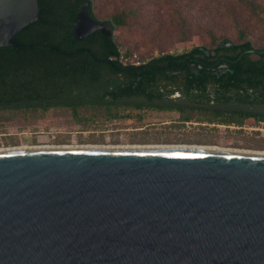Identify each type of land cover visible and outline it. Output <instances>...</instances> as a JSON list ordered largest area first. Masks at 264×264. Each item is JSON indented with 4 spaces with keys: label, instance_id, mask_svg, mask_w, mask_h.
<instances>
[{
    "label": "water",
    "instance_id": "water-1",
    "mask_svg": "<svg viewBox=\"0 0 264 264\" xmlns=\"http://www.w3.org/2000/svg\"><path fill=\"white\" fill-rule=\"evenodd\" d=\"M88 6L73 41L110 36ZM37 14V0H0V48ZM0 264H264V155L0 151Z\"/></svg>",
    "mask_w": 264,
    "mask_h": 264
},
{
    "label": "flooded vegetation",
    "instance_id": "flooded-vegetation-1",
    "mask_svg": "<svg viewBox=\"0 0 264 264\" xmlns=\"http://www.w3.org/2000/svg\"><path fill=\"white\" fill-rule=\"evenodd\" d=\"M37 6V20L28 26L62 20L70 26L71 35L82 5L69 14L65 11L72 9V4L37 0ZM88 15L91 17L89 10ZM94 34L91 33L87 40ZM195 47H199V51L194 52ZM218 48L193 46L176 53L174 55H184L179 63L149 68L154 81L133 84L123 82V68L104 66L107 63L105 53L83 49L64 53L71 57L73 68L78 71L75 82L69 86L71 99L68 105L40 99L39 92L47 87L40 77L43 51L15 53L20 55L22 66L16 69L18 76L14 85L8 74L13 53L0 48V121L11 118L14 112L21 113L23 120L38 121L50 108H66L74 119L95 121L143 119L151 114L174 115L176 122L196 123L199 132L211 133L222 128L237 137L251 139L260 145L257 149L264 152V47L252 46L230 53L224 50L233 45L220 48L219 44ZM91 65L99 69L90 78L96 82H83L90 76L83 68H91ZM110 73L118 82H108ZM13 87L21 90L18 95L24 99L21 108L15 110ZM33 96L35 99H31Z\"/></svg>",
    "mask_w": 264,
    "mask_h": 264
},
{
    "label": "rangeland",
    "instance_id": "rangeland-1",
    "mask_svg": "<svg viewBox=\"0 0 264 264\" xmlns=\"http://www.w3.org/2000/svg\"><path fill=\"white\" fill-rule=\"evenodd\" d=\"M264 10V0H252ZM101 19L122 14L125 26L113 33L125 64L141 65L163 54L193 46L212 48L210 34L238 41V30L253 27L255 48L264 47V11L252 14L239 0H95ZM21 113L0 121V150L38 147H215L252 151L258 143L224 129L199 132L196 123L176 122L174 115L151 114L134 120H78L69 109L50 108L38 121ZM203 133V134H202ZM256 146V147H255Z\"/></svg>",
    "mask_w": 264,
    "mask_h": 264
},
{
    "label": "trees",
    "instance_id": "trees-1",
    "mask_svg": "<svg viewBox=\"0 0 264 264\" xmlns=\"http://www.w3.org/2000/svg\"><path fill=\"white\" fill-rule=\"evenodd\" d=\"M86 0H56L60 4H72V9H67L65 13H74V10L79 9L81 5L84 4ZM91 18L99 23L105 24L110 30L111 34L120 27L125 26L124 15L118 14L114 15L107 19H101L97 17L94 13V2L95 0H88ZM245 9L250 10L252 14H255L257 11L261 10L259 5L253 2L252 0H239ZM248 30H238V41L233 42L232 40L216 35L210 34L211 42L215 43V48L219 50L218 46L221 43L230 42L233 45V48L224 50L227 53L232 51L241 52L248 48H252L251 38L249 37L253 27L249 25ZM16 42L18 44L17 48L13 47H3L1 49L7 50L13 53L11 60L8 63V68H11V71L8 73L12 76L10 82L15 85L16 83V69L22 66V59L19 58L20 55H16L17 52H24L27 50H41L43 51V64L41 71V79L45 85H47L44 90H41L39 93L41 95V100L47 102H63L64 105H68L70 97V84L75 82L74 77L76 76L77 70L73 68V64L70 62L71 57L64 53H69L74 50L83 49L90 52H101L105 53L107 63L104 65L108 69L123 68L124 81L125 83H136V82H151L154 79L150 77L149 68L159 66L161 64L168 63H179L183 59L184 55H174V54H163L161 56L151 58L146 63L141 65H131L125 64L121 60V54L119 51L118 42L115 40L114 36L109 37L100 33L99 31L95 32L91 40L85 39L83 42H74L70 35V26L64 21L57 20L52 23H45L43 25H31L21 29L16 34ZM32 45V46H31ZM199 47L194 48V52L199 51ZM205 48V47H204ZM113 57V58H111ZM90 66V65H89ZM89 68V69H87ZM83 68L85 69L86 75L90 76L83 80V82H96V80L90 79L95 75L99 69L96 65H91L90 67ZM108 82H118L113 75L108 74ZM50 91H48V90ZM20 89L13 87V109L21 108V103L24 102V99L20 93ZM51 93V94H50ZM31 99H35L34 96Z\"/></svg>",
    "mask_w": 264,
    "mask_h": 264
},
{
    "label": "bare ground",
    "instance_id": "bare-ground-1",
    "mask_svg": "<svg viewBox=\"0 0 264 264\" xmlns=\"http://www.w3.org/2000/svg\"><path fill=\"white\" fill-rule=\"evenodd\" d=\"M48 148H111V147H91V146H82V147H38V148H26V147H21V148H13V149H5V150H0V151H6V150H20V149H48ZM113 148H121V147H113ZM123 148H142V147H123ZM143 148H176V149H190V150H203V151H226V150H221L217 149L215 147H170V146H154V147H143ZM230 152H238V153H243V154H257V155H264V152H252V151H230Z\"/></svg>",
    "mask_w": 264,
    "mask_h": 264
},
{
    "label": "built area",
    "instance_id": "built-area-1",
    "mask_svg": "<svg viewBox=\"0 0 264 264\" xmlns=\"http://www.w3.org/2000/svg\"><path fill=\"white\" fill-rule=\"evenodd\" d=\"M135 66H137V65H135Z\"/></svg>",
    "mask_w": 264,
    "mask_h": 264
}]
</instances>
